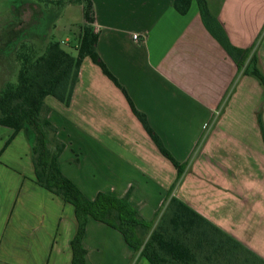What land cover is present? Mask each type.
Here are the masks:
<instances>
[{"label":"crops","instance_id":"1","mask_svg":"<svg viewBox=\"0 0 264 264\" xmlns=\"http://www.w3.org/2000/svg\"><path fill=\"white\" fill-rule=\"evenodd\" d=\"M174 1L92 0L118 82L86 56L69 103L46 97L66 144L59 167L90 199L130 191L148 221L177 197L264 261V85L244 73L253 55L264 73V0H207L231 43L252 48L241 69L197 2L182 14ZM85 23L71 25L76 51ZM134 108L182 164L178 181ZM77 228L74 205L36 181L28 132L0 124V264H74ZM83 245L87 264H152L140 252L131 263L122 232L92 217Z\"/></svg>","mask_w":264,"mask_h":264},{"label":"trees","instance_id":"2","mask_svg":"<svg viewBox=\"0 0 264 264\" xmlns=\"http://www.w3.org/2000/svg\"><path fill=\"white\" fill-rule=\"evenodd\" d=\"M40 1L60 6L72 0ZM79 1L83 3L86 23L81 26L77 55L66 50L59 40L44 38L42 34L39 42L43 46L38 48L34 43L30 35L35 31L31 29L40 23L43 8L40 12L36 11L33 19L24 26L19 25L23 23L20 19L21 9L39 6L32 0H12V15L18 17L19 22L16 27L13 22L10 30L6 31L4 44L0 47L3 53H13L19 64L17 82H8L0 89V124L13 127L15 132L21 129L28 132L32 138L36 181L74 205L78 228L72 239L73 263L87 264L83 237L90 217L122 232L134 249L131 263L139 252L152 264H247L249 257L241 260L239 254L251 255L254 260L264 263L257 254L177 197H171L165 208H160L153 220L148 221L130 202V191L122 197L99 192L90 199L61 171L58 159L66 144L57 136L58 128L48 118L50 106L46 103V97L52 95L69 103L86 56H90L109 77L118 82L97 51L98 33L92 26L95 17L93 2ZM193 1L197 2L207 28L234 57L239 68H243L252 48H241L231 43L222 24L211 13L207 0H175L174 7L185 14ZM244 73L256 75L264 85V73L258 66L256 55L251 57ZM134 110L161 151L178 167V181L183 171L182 164L165 148L149 126L146 116ZM259 122L263 129L261 117Z\"/></svg>","mask_w":264,"mask_h":264},{"label":"rangeland","instance_id":"3","mask_svg":"<svg viewBox=\"0 0 264 264\" xmlns=\"http://www.w3.org/2000/svg\"><path fill=\"white\" fill-rule=\"evenodd\" d=\"M36 2V7L32 8H26L21 9V17L23 23L19 24L20 26H24L27 21H30L33 19L34 14L36 11H41V8H43V13L41 15V21L40 23L35 27L32 28V31H35V33H32L30 36L32 39H34V43L38 45V48L43 46L41 42H39L40 38H42V35L49 38H54L57 40H60L62 43V46L72 52L74 55H77V51L75 49V44L77 43V37L74 35V31H71V25L78 27L84 19V12L81 7V1L79 0H72L64 3L63 5L57 6V5H51L48 3L41 2L40 0H32ZM11 3L12 0H0V47L4 44V34H6V31H9L12 27V24L14 22L15 26H17V23L19 20L18 17L12 15L11 11ZM19 8H22L20 6ZM58 25V28H55V26ZM42 34V35H41ZM66 37H70V41H65ZM15 55L12 53H3L0 50V89L3 88L8 82L16 83L18 78V69L19 64L15 61ZM153 231V229L151 230ZM239 258L241 260L246 259L247 257L249 262L247 264H264L260 261L254 260V258L251 255H244L239 254ZM234 258L231 256V261H233Z\"/></svg>","mask_w":264,"mask_h":264},{"label":"built area","instance_id":"4","mask_svg":"<svg viewBox=\"0 0 264 264\" xmlns=\"http://www.w3.org/2000/svg\"><path fill=\"white\" fill-rule=\"evenodd\" d=\"M134 37L137 38L138 37V34H134Z\"/></svg>","mask_w":264,"mask_h":264}]
</instances>
